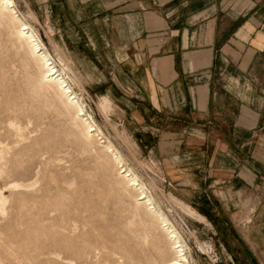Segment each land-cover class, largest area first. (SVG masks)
Listing matches in <instances>:
<instances>
[{"label": "rangeland", "instance_id": "1", "mask_svg": "<svg viewBox=\"0 0 264 264\" xmlns=\"http://www.w3.org/2000/svg\"><path fill=\"white\" fill-rule=\"evenodd\" d=\"M16 1L54 58L58 49L66 57L104 139L181 232L188 264H264L262 185L172 182L165 148L151 154L137 141L133 106L100 107L107 73L85 43L72 48L57 38L43 0ZM14 31L0 23V264H166L174 255L160 221L136 202L112 153L82 134L52 87L38 85L40 68Z\"/></svg>", "mask_w": 264, "mask_h": 264}, {"label": "crops", "instance_id": "2", "mask_svg": "<svg viewBox=\"0 0 264 264\" xmlns=\"http://www.w3.org/2000/svg\"><path fill=\"white\" fill-rule=\"evenodd\" d=\"M40 8L57 38L84 42L100 62L101 101L133 106L142 128L134 136L151 154L165 148L172 182L261 184L264 193V0H43Z\"/></svg>", "mask_w": 264, "mask_h": 264}, {"label": "bare ground", "instance_id": "3", "mask_svg": "<svg viewBox=\"0 0 264 264\" xmlns=\"http://www.w3.org/2000/svg\"><path fill=\"white\" fill-rule=\"evenodd\" d=\"M0 23L11 24L14 27V35L20 42V46L29 52L39 66L41 76L37 80L38 85L40 87H52L57 100L73 113L74 119L78 121L79 127H81L82 134L89 140L98 139L103 144L104 149L112 153L116 164L120 167V175L126 180L131 190L137 194L136 202L147 207L160 221L169 236L174 255L166 264H188L189 258L186 251L188 245L185 244L181 232L163 213L162 209L157 206V199L149 194L144 183L134 170L129 168V166L127 167L121 152L115 149L116 147L111 141L105 140L104 136H102L104 134L102 128L89 112L83 97L78 94L73 86L75 79L70 75V70L72 69L68 65L64 54L58 49L59 60L54 58L35 26L20 13L16 0H0ZM100 107L105 111L107 109V105L103 101L100 102ZM2 173L3 170L0 168V175ZM19 186V184L14 185V187ZM185 209L188 215H195L189 207Z\"/></svg>", "mask_w": 264, "mask_h": 264}]
</instances>
